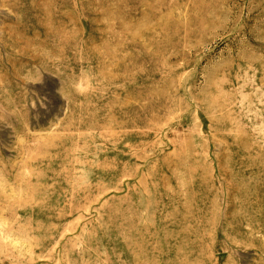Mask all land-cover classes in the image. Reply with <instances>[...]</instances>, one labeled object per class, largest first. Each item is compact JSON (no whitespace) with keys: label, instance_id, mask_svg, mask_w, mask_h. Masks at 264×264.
Here are the masks:
<instances>
[{"label":"rangeland","instance_id":"obj_1","mask_svg":"<svg viewBox=\"0 0 264 264\" xmlns=\"http://www.w3.org/2000/svg\"><path fill=\"white\" fill-rule=\"evenodd\" d=\"M0 264H264V0H0Z\"/></svg>","mask_w":264,"mask_h":264}]
</instances>
